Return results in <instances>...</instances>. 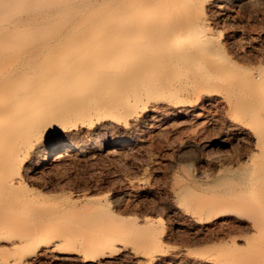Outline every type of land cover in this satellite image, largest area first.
I'll list each match as a JSON object with an SVG mask.
<instances>
[{"label": "bare ground", "instance_id": "obj_1", "mask_svg": "<svg viewBox=\"0 0 264 264\" xmlns=\"http://www.w3.org/2000/svg\"><path fill=\"white\" fill-rule=\"evenodd\" d=\"M230 1L0 0V249L6 243L15 254L1 255L0 264H29L46 222L40 215L19 214L16 191L23 157L42 148L41 164H62L98 138L77 145L43 143L45 133L93 119L126 121L137 107L148 105L184 110L188 101L182 94L220 103L232 127L245 135L249 149L242 177L255 181L257 189L249 192L251 199L242 196L216 213L240 216L234 207L244 208L254 215L253 226L264 232V64L251 59L241 64L228 56L220 30L207 15L211 6ZM133 142L116 139L110 148H130ZM228 171L216 172L227 180ZM191 197L188 208L194 207ZM74 214L73 223L86 232L74 226L71 231L66 223L67 232L43 241L44 252L60 249L93 263L126 246L122 239L132 228L124 219L129 229L102 206L85 205ZM133 226L143 233L148 227L146 221ZM12 228L17 235L7 234ZM140 236L149 243L146 233Z\"/></svg>", "mask_w": 264, "mask_h": 264}, {"label": "rangeland", "instance_id": "obj_2", "mask_svg": "<svg viewBox=\"0 0 264 264\" xmlns=\"http://www.w3.org/2000/svg\"><path fill=\"white\" fill-rule=\"evenodd\" d=\"M207 15L220 30L228 56L241 64H249L250 59L264 64V0H232L219 8L211 6ZM182 98L188 101L184 110L166 109L162 104L157 108L148 105L145 110L137 107L126 121L93 119L42 136L43 143L69 141L74 145L92 136L98 138L62 164H41L42 148L23 157L19 167L22 182L16 191L21 202L19 214L50 220L42 225L35 239L37 255L28 256L29 264L264 261V232L253 226L251 211L236 206L240 216L216 213L223 206L236 205L242 196L251 199V191L257 189L255 181L242 177V163L249 149L245 135L232 127L228 110L220 103L199 101L189 94H182ZM116 139H133V146L111 149ZM220 168L228 169L231 178L225 180L222 173L217 174ZM186 190L193 191H187L193 195ZM188 196H192V208L186 206ZM85 205L104 207L117 217V224L124 219L130 229L122 221L119 224L132 228L122 239L126 246H117V251L96 258L93 263H85L81 256L62 253L60 249L44 252L43 241L67 232L66 223L70 230L71 226L76 232L87 230L72 220V214H80ZM145 221L149 243L138 238L145 234L144 230L133 226H142ZM136 231L141 233L138 237ZM7 232L15 236L18 231L12 228ZM7 248L3 243L0 256H15Z\"/></svg>", "mask_w": 264, "mask_h": 264}]
</instances>
